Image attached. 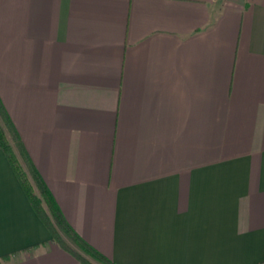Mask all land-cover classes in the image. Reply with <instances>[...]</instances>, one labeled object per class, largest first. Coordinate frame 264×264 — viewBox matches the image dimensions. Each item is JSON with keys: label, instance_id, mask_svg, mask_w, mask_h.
Instances as JSON below:
<instances>
[{"label": "crops", "instance_id": "obj_1", "mask_svg": "<svg viewBox=\"0 0 264 264\" xmlns=\"http://www.w3.org/2000/svg\"><path fill=\"white\" fill-rule=\"evenodd\" d=\"M0 99L114 263L264 264V0H0ZM0 264H80L2 149Z\"/></svg>", "mask_w": 264, "mask_h": 264}, {"label": "trees", "instance_id": "obj_2", "mask_svg": "<svg viewBox=\"0 0 264 264\" xmlns=\"http://www.w3.org/2000/svg\"><path fill=\"white\" fill-rule=\"evenodd\" d=\"M0 149L4 151L34 211L53 241L80 264H116L88 244L67 222L47 184L27 154L0 99Z\"/></svg>", "mask_w": 264, "mask_h": 264}]
</instances>
